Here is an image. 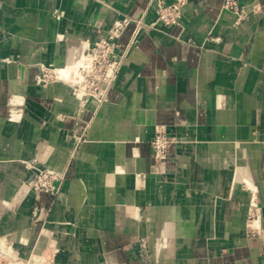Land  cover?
<instances>
[{
  "label": "crops",
  "instance_id": "crops-1",
  "mask_svg": "<svg viewBox=\"0 0 264 264\" xmlns=\"http://www.w3.org/2000/svg\"><path fill=\"white\" fill-rule=\"evenodd\" d=\"M106 1L111 12L98 20L100 0L83 10L75 0H0V38L15 30L7 9L34 13L28 27L40 39L51 27L52 36L94 32L97 22L109 28L131 18L117 80L83 114L52 115L48 100L38 99L55 88L34 83L33 64L26 79L0 71V161L37 157L66 175L56 199L29 193L32 170L12 181L0 195V240L23 235L35 246L48 223L64 264H264V0H239L250 11L240 20L222 0H187L181 26L155 24L137 35L135 20L156 18L154 0ZM15 93L23 100L13 101ZM11 108L22 111L16 122L8 120ZM162 127L175 143L156 165L150 140ZM232 162L251 191L233 184ZM39 220H46L40 230Z\"/></svg>",
  "mask_w": 264,
  "mask_h": 264
},
{
  "label": "rangeland",
  "instance_id": "rangeland-1",
  "mask_svg": "<svg viewBox=\"0 0 264 264\" xmlns=\"http://www.w3.org/2000/svg\"><path fill=\"white\" fill-rule=\"evenodd\" d=\"M83 1H85L87 3L89 0H83ZM100 1H102L103 4L106 5V7L103 4L97 5L93 9V13L95 14V16L100 15L99 17H101V15H102L101 18H104L103 17L104 15L110 14L111 11L108 7L111 4H110V2H107L106 0H100ZM158 2L159 3L160 2L167 3L164 0H154V2L152 4V8H151V13L153 15L155 14V16L157 14ZM186 3H187V1H186ZM186 3L184 4V7H185ZM167 4H169V3H167ZM184 7H183V10H184ZM15 11L18 12L17 14H19V19L22 21H29L30 16H33L35 18L34 13L29 14V16H27L26 13L21 8H17V9H15ZM248 12L250 13V11H248ZM248 12L245 11V16L248 15ZM56 14L59 16H66L67 12H66V10H63L61 12H56ZM101 18L98 20H101ZM182 18H183V14H182ZM182 18H181L180 24L176 25V26H181ZM116 19H113L109 28H104L103 23L97 22L95 24V29H94L92 36H90V29L86 30L85 32H81L79 34V36H80L79 41L80 42L77 45V47L73 48V51H72V61L71 62L67 61L65 64H63L61 66V68L56 66L57 64H56V61H54V60H51L50 63H48L47 65L44 64L43 62H36V61L29 62L30 64H33L35 67L39 68V72L36 73L33 77L34 83L37 84L38 86H44L45 88H48L49 86L55 88L54 93L52 95L47 94L48 89H45V92H42L39 96V99H38V101H41L43 99L48 100L49 111L52 115H55L60 119L72 117L75 114L76 115L83 114V113L89 111L90 109L95 108L94 106L100 105L102 103V101H104V99L106 98V93L103 94L102 96H100L99 101H98V97H99L98 93L89 94L88 91L79 90V91L83 92V94L85 95V99H83L80 102L75 103V104H72L71 102L68 103L67 104V110H62V109L56 108L57 107L56 106L57 105V97L59 96V94L65 93V92H67V89L69 90L71 87H73L72 81L74 80V75L77 73L78 66L82 63V59L84 58L83 57L84 50H87L88 48L92 47L97 42H99L102 38L106 37L109 30L112 28ZM139 20H143V22H145V23L148 22L146 20L145 16ZM166 27H169V26H166ZM147 29H149V27L140 28V30L137 31L136 35L139 34V31L147 30ZM51 33H53L52 27H51ZM84 33H87V34L85 35ZM88 36H90V37H88ZM55 38H56V34L53 36H52V34L50 35V39L52 41L55 40ZM0 65L3 66V63L0 62ZM258 67L264 71V64L262 66H258ZM61 70H64L66 73H63ZM1 71H6V70L3 69ZM117 77L114 79L113 83L117 80ZM3 84H6V82H3ZM57 84H62V85H64L65 88L62 87L61 90L56 91L57 90L56 89ZM79 91H77V92L81 93ZM90 93H92V92H90ZM14 97L19 98L21 96L19 94L15 93ZM6 103H7V101L1 105H6ZM33 112H34V110H33ZM21 114H22V112H21ZM36 114L39 115L37 112H36ZM20 117H21V115H20ZM20 117L18 118V120L20 119ZM16 121H14V122H16ZM25 126H26V124H25V119H24V121L22 123V129H24ZM31 127H33V129L35 128V126H31ZM50 132H51L50 134H55L56 129L55 128L50 129ZM10 133H12V131ZM2 134L3 133L0 130V146H1ZM35 143L36 142H34V144ZM174 143H175V140L173 139L172 145ZM15 159H17V158L15 157ZM13 162H15V161H13ZM39 162H40L39 159L37 157H34V158L29 160L28 166L25 168V171L28 169L32 170L33 176L31 178V180L35 177V175H37L39 173V171L46 168V169H52V170L59 172L63 176V178L59 181L62 184L63 179H65V177H66L64 172L57 170V169H54L51 166H47V165L39 166L38 165ZM23 173L19 176H16L13 174L9 175L6 178V182H8L7 183V189H5V191L3 190L2 193H0V195H3V192H4V194H6L10 189V187H9L10 183L12 181H14L15 179H19L23 175ZM5 174H6L5 172L0 171V181L3 179ZM31 180H30V182H31ZM240 181H242L241 183L244 187H247V184L245 182H243V179L237 180L235 183H238ZM247 188H249V190L251 191L250 187H247ZM29 190L32 191L33 194L37 195V193L32 189L31 185L29 186ZM60 190H61V187H60ZM60 190H59V193H57L55 195H50L52 197V199H56L59 196ZM257 207L258 206H255L254 210L252 212H249V214H248L249 219H253V218L257 217V214H258ZM0 208H1V205H0ZM32 217H34L36 220L38 218H41V208L40 207L35 206L32 209ZM46 220L45 221L44 220L37 221L38 227L40 226L38 228L39 230L41 229L42 224L46 222ZM39 230H38V234L40 233ZM49 231H52V230H51V228L48 227V223H46L43 226V229L41 230L39 237L37 238L36 244L35 243L33 244L35 246H30L29 242H28V238L23 236V235L21 236V242L25 245V248L27 249V251H29L30 255L28 257L25 254L18 253L16 250H14L15 248L11 244L12 243L11 240L14 238L15 235H13L12 237H10L8 239H1L0 240V264H64V262H66L68 257L64 253H62L59 249H57L56 240L54 238L55 236H53V235L50 237L47 236ZM37 255H40L43 258L42 263L36 262ZM60 257H63L62 260L64 262L62 260L61 261L59 260Z\"/></svg>",
  "mask_w": 264,
  "mask_h": 264
},
{
  "label": "built area",
  "instance_id": "built-area-1",
  "mask_svg": "<svg viewBox=\"0 0 264 264\" xmlns=\"http://www.w3.org/2000/svg\"><path fill=\"white\" fill-rule=\"evenodd\" d=\"M186 1L175 0L169 4L158 2L154 22L146 24L143 20H135V32L137 33L142 27L151 28L155 24L164 26L179 25ZM222 8L237 14L239 20L245 16V9L241 6L239 0H222ZM130 22L131 18L129 16L117 18L106 37L84 50V58L78 66L77 73L72 81L75 90L88 91L89 94L98 93V101L100 96L107 92L118 76L126 56V52L121 50L120 37ZM172 143L173 138L168 135L163 127L159 128L150 140L156 165L169 158ZM62 178L63 176L59 172L44 168L35 175L30 185L37 194L55 195L59 193L61 187L59 181Z\"/></svg>",
  "mask_w": 264,
  "mask_h": 264
},
{
  "label": "bare ground",
  "instance_id": "bare-ground-1",
  "mask_svg": "<svg viewBox=\"0 0 264 264\" xmlns=\"http://www.w3.org/2000/svg\"><path fill=\"white\" fill-rule=\"evenodd\" d=\"M75 4L77 5V7H79L80 10H83L86 2L83 0H75ZM6 13H7L8 19L13 18L15 25L11 29H15V30H12L11 33H8L0 38V59L2 60L0 62L3 63V66L0 65V71L4 69L8 71L9 74L12 76L21 75L23 79H26L27 64L29 62H34V61L43 62L44 64L47 65L48 63H50L51 60H54L56 61V64H57L56 66L61 68V66L65 64L67 61L69 62L72 61V51H73V48L77 47V45L80 42L79 41L80 33L76 32L73 29L69 31L60 29L59 31L56 32L55 40L52 41L50 39V35H51V28H50L48 32L50 33V35L48 36V34L47 35L45 34V39H40L39 38L40 37L39 35H41L40 30L38 29L30 30V27H28L29 21L20 20L19 14H17L18 13L17 11H15L14 9L13 10L7 9ZM99 16L100 15H97L96 17L100 19L102 15L101 17ZM105 16H108V14L104 15L103 17ZM54 17L58 21L62 20L59 15H55ZM92 35H93V29L90 30V36ZM61 71L63 73H66L64 70H61ZM79 92L81 93H78L77 90L71 87L69 90L67 89V92L59 94V96L57 97V105H56L57 107L56 108L67 110L68 103L71 102L72 104H75L85 99V95L83 94V92L82 91H79ZM22 99H23L22 97L16 98L14 97V95H12L13 101L19 102ZM10 112L11 113L8 116V120L16 121L20 117L22 111L20 109L17 110V109L11 108ZM137 114L138 116L141 115V113H137ZM130 129L133 132L138 131L137 126L135 125L131 126ZM15 157L11 156V158H8L6 162L0 161V171H3L6 173L3 179L0 181V193H2L6 185V178L9 175L13 174V175L19 176L25 171V168L28 166V161L25 158L16 157L17 159H15ZM123 163H124V168L126 169L127 166H129V164L126 165L124 161ZM230 165L235 170V173L238 174L237 177L233 179V184L237 180L243 179L251 186H254L249 176L244 175L242 172H240L235 163L232 162L230 163ZM130 166L132 165L130 164ZM119 170L121 173V169ZM30 192L31 194L33 193L32 191L29 190V193ZM11 242H12L11 243L12 245L14 244L18 245V247L14 249L18 253H23L27 257L30 255L29 251H27V249L25 248V245L21 242V237L17 238L16 236H14ZM62 259L63 257H60L59 260L61 261ZM36 262L42 263L43 258L40 255H37Z\"/></svg>",
  "mask_w": 264,
  "mask_h": 264
}]
</instances>
